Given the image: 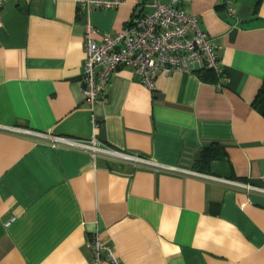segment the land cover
Wrapping results in <instances>:
<instances>
[{
	"label": "crops",
	"instance_id": "1",
	"mask_svg": "<svg viewBox=\"0 0 264 264\" xmlns=\"http://www.w3.org/2000/svg\"><path fill=\"white\" fill-rule=\"evenodd\" d=\"M154 1L169 0L0 7V264H91L86 241L95 229L120 264H264V193L9 130L95 139L264 189V114L253 104L264 77V0H233L232 14L223 0H181L214 44L224 72L214 80L195 66L158 74L149 88L121 65L98 101L86 100V24L100 42ZM213 142L226 154L193 168Z\"/></svg>",
	"mask_w": 264,
	"mask_h": 264
},
{
	"label": "built area",
	"instance_id": "2",
	"mask_svg": "<svg viewBox=\"0 0 264 264\" xmlns=\"http://www.w3.org/2000/svg\"><path fill=\"white\" fill-rule=\"evenodd\" d=\"M4 1L6 0H0V7ZM78 1L86 10L113 7L121 2V0ZM180 2L181 0H169L166 3L154 1L150 12L133 15L122 30L113 34H104L100 42L92 38V27L86 24L83 94L89 103L98 101L111 73L121 65L131 67L140 81L149 88H152L153 80L158 74L168 75L175 71L190 72L195 66L212 68L216 73H222L214 44L208 39L206 32L200 28L197 17L180 7ZM232 2L233 0H223L230 14L233 13ZM9 130L48 137L52 145L83 150L92 155L108 156L129 162L136 167L164 169L217 181L247 192L264 193V189L238 180L220 178L175 166H162L151 158L111 148L95 139L37 134L15 127ZM11 221L12 219L7 222V225ZM86 246L91 251V264H102L105 257L114 264H120L113 256L112 250L101 240L96 229L89 235Z\"/></svg>",
	"mask_w": 264,
	"mask_h": 264
},
{
	"label": "trees",
	"instance_id": "3",
	"mask_svg": "<svg viewBox=\"0 0 264 264\" xmlns=\"http://www.w3.org/2000/svg\"><path fill=\"white\" fill-rule=\"evenodd\" d=\"M195 72L203 80H214L219 75L212 68L206 67L197 68L195 69ZM222 73H224L223 70ZM253 104H256L259 110L264 114V77L253 99ZM225 154V150L216 142H213L210 145L203 147L195 154L193 168L196 170H204L209 166V163L212 160L221 158Z\"/></svg>",
	"mask_w": 264,
	"mask_h": 264
}]
</instances>
